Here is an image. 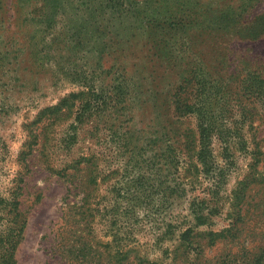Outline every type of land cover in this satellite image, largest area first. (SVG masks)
I'll return each instance as SVG.
<instances>
[{"label":"rangeland","instance_id":"374dc122","mask_svg":"<svg viewBox=\"0 0 264 264\" xmlns=\"http://www.w3.org/2000/svg\"><path fill=\"white\" fill-rule=\"evenodd\" d=\"M155 1L136 6L119 0L116 7H139V18L155 9L168 8V0ZM62 3V13L57 14L55 9H43L35 1L0 0V196L7 197L12 188H19L17 200L26 219L14 254L15 264H62L53 248L62 223L64 199L72 189L64 175L74 172L71 166L80 158L90 157L84 174L95 177L90 202L100 213L94 224L100 227L97 223L112 216L110 209L116 206L114 214L118 219L136 229V251L152 261L159 260L158 264H169L162 250L170 248L172 242L166 241L158 248L152 227L159 229L170 222L178 229L193 226L189 204L194 199L211 200L210 207L220 202L221 212L211 217V228L219 231L226 227L227 198L248 170V154L253 146L249 144L246 153L232 141L225 152L224 145L215 139L212 150L216 167L209 175L191 166L195 164L193 158H181L177 178L187 193L168 198L166 186L171 169L166 164L167 148H179L182 133L187 129L194 132L196 126L194 116L179 117L174 113L171 98L177 74L185 68H196L192 58L177 66L174 57L168 58V37L154 43L147 28L136 32L129 42L109 35L113 46L107 47L109 56L102 55L98 65L99 45L93 46L88 35L79 31L94 10L78 9L77 0ZM48 10L57 15L51 16ZM262 13L264 0L244 19L249 21ZM96 15H100L99 11ZM124 16L130 18L131 14L128 11ZM111 17L110 10H105L100 25L113 23V31H118V22L110 21ZM209 45L222 57L218 69L241 71L240 75L256 69L264 75V36L255 41L224 37ZM199 48L206 52L204 46ZM112 63L117 70L109 71ZM121 75L130 83L129 98L111 109L99 105L92 113L83 114L81 123L76 122L86 97L68 96L85 92L92 85L103 89ZM64 99L68 102L57 119L42 115L43 110L60 105ZM252 108L264 114V103ZM254 121L257 131H251L257 140L264 141V119ZM251 131L247 133L249 143L253 141ZM212 189L218 192L216 198L208 192ZM255 207L260 211V223L249 228L258 241L264 237V203H255ZM244 235V240L250 241V234ZM242 242L241 239L227 249L236 253ZM227 249L217 245L211 256Z\"/></svg>","mask_w":264,"mask_h":264},{"label":"trees","instance_id":"16d2710c","mask_svg":"<svg viewBox=\"0 0 264 264\" xmlns=\"http://www.w3.org/2000/svg\"><path fill=\"white\" fill-rule=\"evenodd\" d=\"M29 1L42 4L43 9H55L57 14L62 13L61 7L64 6L62 0ZM118 1L77 0L78 9L82 10L84 7L85 10L89 9L88 12L94 10L89 20L80 25L79 31L88 35L93 46L99 45L96 48L99 54L98 65L102 61V55L109 56L107 47L113 46L109 35L119 41L129 42L136 36V32L148 28V35L154 43H157L156 39L163 41L168 37V58L174 57L178 61L177 66L190 57L196 67L190 70L185 68L177 74L178 83L171 96L174 113L179 117L194 116L196 126L194 132L187 129L182 133L179 148L174 145L167 148L166 164L171 169L166 186L168 198L182 197L187 193L184 183L177 178L181 158H193L195 164L191 166L197 172L209 175L216 167L212 150L215 139L224 145L225 152L232 141L246 153L248 145L253 146L248 154V170L227 198V226L219 231L211 228V217L221 212L217 199L219 203H214L212 207L209 206L211 200L194 199L189 204L194 225L178 229V226L170 222L159 229L152 227L156 233V245L161 249L166 241L172 242L170 248L162 250L165 257H168L169 264H264V237L255 241L253 231L249 228L260 223L257 219L260 211H257L259 209L255 207V203H264V141L257 140L251 131H257L255 119H264V114L259 115L252 108L256 103H264V75L256 69L242 75L241 71L218 69L222 57L209 45L224 37L255 41L264 36V13L249 21L244 19L248 11L263 0H168V8L155 9L156 12L144 14L141 18L136 11L139 7L127 9L131 14L129 21L130 18L124 16L128 11L117 9ZM131 1L123 0L136 6L148 4L149 1L156 2ZM95 5L99 9H95ZM105 10H110L112 14L110 21L118 22V31H113V23L105 27L100 25ZM97 11L100 15H96ZM48 13L51 16L56 14L50 10ZM200 46H204L206 52ZM115 66L112 63L108 67L109 71L117 70ZM111 82L110 86L103 89L97 90L92 85L86 87L88 89L85 92L68 96L70 99L86 97L81 113L75 117L76 122L81 123L83 114L87 111L92 113L99 105L111 109L129 98L130 83L127 78L121 75V78H112ZM67 102V99L61 100L59 106L43 110L42 115L47 114V119H57ZM231 119L235 121L231 123ZM248 129L253 136L250 143ZM90 158H80L75 162V167L71 166L74 172L64 175L72 189L67 191L68 199H64L62 223L53 252L59 256L62 264H158L159 260L152 261L136 251V229L118 219L114 214L116 206L110 209L112 216L102 224L97 223L100 227L94 224L100 213L96 205L90 202L95 177L89 176V173L84 174L89 168ZM82 164L85 165L81 167ZM159 188L158 186L157 192ZM208 192L214 198L218 195L214 189ZM18 196L19 188H12L7 197L0 196V264L16 263L15 250L23 237L26 219L19 208ZM200 227L206 229L200 230ZM246 233L251 237L247 242L244 240ZM241 239L242 247L236 253L227 249ZM220 244L226 247L227 252L211 256V250Z\"/></svg>","mask_w":264,"mask_h":264}]
</instances>
